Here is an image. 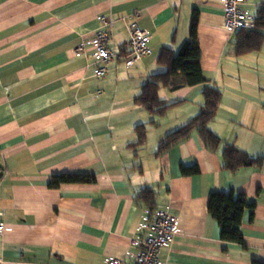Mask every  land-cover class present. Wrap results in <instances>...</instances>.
I'll use <instances>...</instances> for the list:
<instances>
[{"label":"crops","instance_id":"crops-1","mask_svg":"<svg viewBox=\"0 0 264 264\" xmlns=\"http://www.w3.org/2000/svg\"><path fill=\"white\" fill-rule=\"evenodd\" d=\"M264 0H245L257 15ZM197 13L200 66L205 82L177 88L160 85L168 104L161 115L135 102L141 86L162 72L164 46L177 51ZM138 13L150 34L151 53L131 65L114 59L100 80L87 49L74 48L115 19L120 53L128 35L122 17ZM236 31L224 28L220 0H0V215L12 230L0 237V264H101L127 251L147 208L134 196L143 187L153 206L178 217L179 233L160 252L163 264H253L264 262V160L231 172L221 146L264 159V38L257 51L237 52ZM264 33V31H263ZM221 93L207 128L220 139L208 149L196 131L162 154L166 134L196 116L202 90ZM146 127L138 147L135 126ZM199 172L183 175L181 166ZM92 174L93 183H62L53 174ZM242 192L254 209L244 211V245L220 239L207 210L215 191Z\"/></svg>","mask_w":264,"mask_h":264},{"label":"trees","instance_id":"trees-1","mask_svg":"<svg viewBox=\"0 0 264 264\" xmlns=\"http://www.w3.org/2000/svg\"><path fill=\"white\" fill-rule=\"evenodd\" d=\"M197 13L191 15L188 38L181 44L177 51L164 46L160 49L157 62L164 67L162 72L151 75V80L141 86L140 93L135 97V102L152 114L161 115L168 104L158 98L157 89L160 85L177 88L184 85H195L206 81L200 66V47L197 40ZM264 7L260 8L252 29L241 28L236 31L238 53L259 50L264 38ZM203 104L195 117L183 126L169 132L160 139L155 154L159 155L185 140L191 132L196 131L205 146L210 150L220 147V139L207 128V123L214 118L221 93L213 86H206L202 92ZM136 140L133 147L142 145L145 141L146 127L144 124L135 126ZM222 166L231 172L242 167L254 166L260 168L263 157H253L248 153L235 148L232 145H222L220 150ZM183 175H194L199 172L197 165L181 166ZM95 177L92 174L82 173H58L53 174L49 181L50 188H57L62 183H93ZM155 193L149 187L141 188L134 198L141 201L147 208H153ZM255 203L249 201L242 192L230 189L228 192L215 191L208 197L207 210L220 228V239L225 242L237 243L242 246L244 240L240 231L242 217L246 209H254ZM253 264H264L254 261Z\"/></svg>","mask_w":264,"mask_h":264},{"label":"built area","instance_id":"built-area-1","mask_svg":"<svg viewBox=\"0 0 264 264\" xmlns=\"http://www.w3.org/2000/svg\"><path fill=\"white\" fill-rule=\"evenodd\" d=\"M223 9L224 28L233 32L241 28L255 27L256 16L243 8L245 0H220ZM138 13L122 17L128 35L127 50L120 53L113 36L115 19L99 15V27L91 37L74 48L76 54L87 49L92 51L94 67L92 75L97 80L108 72V66L114 59H122L126 65L150 55V34L142 29L135 18ZM12 230L0 215V237ZM137 235L131 238L132 250L127 251L131 264H163L161 250L173 242L179 233L178 217L167 209L146 208L136 228ZM101 264H123V259L116 256L104 257Z\"/></svg>","mask_w":264,"mask_h":264}]
</instances>
